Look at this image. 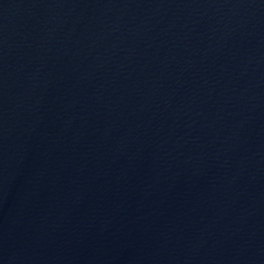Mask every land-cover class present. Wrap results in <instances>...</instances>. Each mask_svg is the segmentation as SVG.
<instances>
[{
  "label": "water",
  "instance_id": "95a60500",
  "mask_svg": "<svg viewBox=\"0 0 264 264\" xmlns=\"http://www.w3.org/2000/svg\"><path fill=\"white\" fill-rule=\"evenodd\" d=\"M0 264H264V0H0Z\"/></svg>",
  "mask_w": 264,
  "mask_h": 264
}]
</instances>
